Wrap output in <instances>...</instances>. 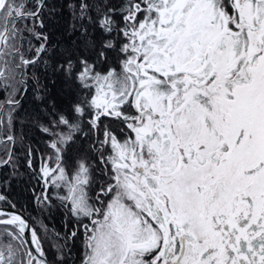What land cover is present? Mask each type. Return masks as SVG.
I'll use <instances>...</instances> for the list:
<instances>
[{
    "label": "snow or ice",
    "instance_id": "1",
    "mask_svg": "<svg viewBox=\"0 0 264 264\" xmlns=\"http://www.w3.org/2000/svg\"><path fill=\"white\" fill-rule=\"evenodd\" d=\"M5 168L0 264H264V0H0Z\"/></svg>",
    "mask_w": 264,
    "mask_h": 264
},
{
    "label": "trees",
    "instance_id": "2",
    "mask_svg": "<svg viewBox=\"0 0 264 264\" xmlns=\"http://www.w3.org/2000/svg\"><path fill=\"white\" fill-rule=\"evenodd\" d=\"M59 38V33L54 39ZM29 136L32 135L31 132L28 133ZM24 145L18 144L16 147V154L19 158L20 162H23L24 159ZM21 173H24V168H21ZM11 169L5 168L0 170V177L9 176ZM32 182H30L27 178V175H22L20 177H12L9 185L3 189V194L8 197L14 204H16V209H19L24 212V214L29 218L30 223L33 227L37 229V231L44 238L45 248L48 251L49 260L52 259L53 249L51 245L57 243L55 233L60 232L61 234L64 232V216L61 211L53 209L51 213L41 212L40 209L37 208L34 201L31 197V188ZM43 225L47 226V230L45 231ZM79 247V244L77 245Z\"/></svg>",
    "mask_w": 264,
    "mask_h": 264
},
{
    "label": "water",
    "instance_id": "3",
    "mask_svg": "<svg viewBox=\"0 0 264 264\" xmlns=\"http://www.w3.org/2000/svg\"><path fill=\"white\" fill-rule=\"evenodd\" d=\"M15 211H17V212H19V213H21L26 219H28L29 220V218L24 214V212L23 211H21V210H19V209H15ZM29 222H30V220H29Z\"/></svg>",
    "mask_w": 264,
    "mask_h": 264
}]
</instances>
